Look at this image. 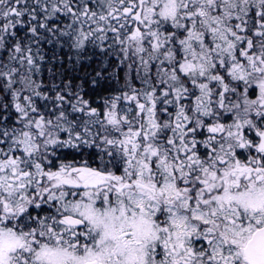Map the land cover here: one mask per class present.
I'll list each match as a JSON object with an SVG mask.
<instances>
[{"label": "snow or ice", "instance_id": "6c2138e0", "mask_svg": "<svg viewBox=\"0 0 264 264\" xmlns=\"http://www.w3.org/2000/svg\"><path fill=\"white\" fill-rule=\"evenodd\" d=\"M0 264H264V0H0Z\"/></svg>", "mask_w": 264, "mask_h": 264}]
</instances>
